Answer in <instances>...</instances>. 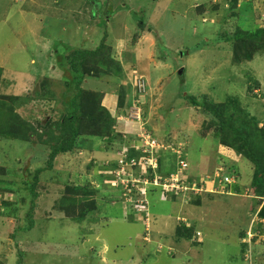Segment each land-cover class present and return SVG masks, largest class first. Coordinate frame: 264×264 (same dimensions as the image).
I'll return each mask as SVG.
<instances>
[{
	"label": "rangeland",
	"instance_id": "obj_1",
	"mask_svg": "<svg viewBox=\"0 0 264 264\" xmlns=\"http://www.w3.org/2000/svg\"><path fill=\"white\" fill-rule=\"evenodd\" d=\"M238 28L251 34L264 29V0H0V101L34 127L31 142L0 139V170L5 173V165L7 177L29 181L48 159V131L70 114L74 100L86 106L76 128L94 135L80 137L87 149L81 158L72 154L65 162L58 156L34 191L20 183L13 192H0V264H260L264 201L251 196L250 183L257 170L264 182V161L254 155L262 162L255 165L237 151L240 142L231 141L264 125V52L235 64V41L222 38ZM101 43L112 51L101 47L79 59L85 72L79 85L74 53ZM99 102L111 117L102 115ZM238 102L245 112L233 108L230 116ZM211 103L231 104L233 128L224 138L206 114ZM100 119L106 126L90 130L89 123ZM114 120V133L131 147L137 144V151L139 142L149 147L152 138L163 145L153 149L162 158L163 185H147L140 166L107 172L104 154L119 147L109 148L105 139ZM176 150L189 166L180 173L186 186L187 173L212 186L220 170L230 184L191 203L179 189L183 183L174 189L170 181L179 170ZM240 158L241 167H232ZM76 185L88 195L76 194ZM165 191L177 193V203ZM179 214L203 232L202 249L191 248L193 237V244L171 237ZM244 230L256 239L241 242Z\"/></svg>",
	"mask_w": 264,
	"mask_h": 264
},
{
	"label": "trees",
	"instance_id": "obj_2",
	"mask_svg": "<svg viewBox=\"0 0 264 264\" xmlns=\"http://www.w3.org/2000/svg\"><path fill=\"white\" fill-rule=\"evenodd\" d=\"M222 40H224L226 42L235 41V49H233V51H234L233 62L235 64H240L244 61L245 62L251 61V60H253V58L255 57V55L257 53L264 52V29H259L258 31H256V33L251 34L250 32L246 33L245 31H241V29L238 28L233 35L228 34L227 37L222 38ZM101 47L110 49L112 51V47L110 45H107V43L105 45H104V43H101L95 49L78 50L74 53L73 64H72L73 66L71 68H73L74 71H77L78 73H80L79 85L82 83V81L85 77V75H84L85 72H84V69L81 67L79 59L85 55L87 56V55L97 54V52L101 49ZM0 71H1V69H0ZM88 77H90V76H88ZM254 85L259 86V81H257V84L254 83ZM252 87H253V85H249L250 90L252 89ZM84 92L85 91H84L83 87H80L79 93L82 94ZM91 92H93V90H91ZM79 97L80 96L77 95L76 99H78ZM229 100H231L230 97H229ZM191 101L193 102V104H199V101H197L193 97H191ZM84 102H85V100H84ZM99 104H100V102H99ZM212 104H214V105H212ZM239 104L240 103L238 102V105H235L234 107L232 106V108H231V104H226V105L225 104H219V103L207 104L209 106L206 107L207 108L206 114H208L211 117V120L214 121L213 125H215V127L217 124V128H215L214 132L216 134H218L220 136V138H222V137L224 138V136H226L224 134L226 132V129L228 130V129L233 128V126L230 124L229 117L227 118V112L229 111V108H231L230 109L231 110L230 116L235 114V111H233V108L237 109L238 111L242 110L243 112H245V110ZM73 105H75V107H74V109H72L70 114L64 115L63 119L61 117L58 121L55 122V126H54L55 129L52 128V131H48V133L50 135V138L48 139V141H50V145H49L50 149H49V153H48V157H47L48 159L43 160L44 162L42 163V165L39 167H36L34 169V171L31 172L32 178L29 181H17L14 179V177H16V176H14L13 178L7 177L8 176L6 174L7 167L5 165H3V167L5 169V173H3L0 170V192H6V191L13 192L14 190H12V187L14 185H19L20 183L26 185L25 187L30 189V191H34L35 187H37L38 182L41 180L42 175L44 173H46L48 171V169L50 170V168H53V162L58 156H61L63 161H65V162L70 161L72 154L78 158H81V157H79L80 152L86 151L87 149H82L85 147H80V145H79V143L81 142L80 137L81 136L92 137L94 135H89L87 133V131H85L84 134H82L80 132V130H78L76 128V122L78 120L77 114L80 113L81 108H83V107L86 108V106H83L82 102H78L75 100L73 101ZM84 105H85V103H84ZM100 107L103 110L102 115L104 114L106 116V114L108 113L109 116L111 117L109 110H106L102 106V104H100ZM14 109L15 108L12 106L9 107L6 100H5V103L0 101V139L5 138V139L31 142L32 141V135L29 136L28 132L33 133L34 127H33L32 123L25 120L20 114L14 112ZM102 120L103 119H100L97 122L95 120H93V122H90L89 123L90 130L94 131V130H97L100 128L103 129L106 125L104 124V122ZM115 125H116V121L114 120V122H111V124L107 127V138H105V139H107V144H108L109 148L114 147L117 144L119 145L118 151H116V153H115L116 155L115 154H107V153L104 154L105 159L107 158V172L109 170L114 171V170L120 169L122 167V164H121L122 159L124 161H126L127 163H131V160L133 158L138 159V157H140V155H142V152L137 151L136 149L131 147L130 144H128L129 142L126 141V137L124 135H121L117 130L114 133L113 130H115ZM112 126H114V127H112ZM110 128H112L111 132L108 131V130H110ZM57 131L60 132V135L55 136V137H51ZM233 136H235V135H233ZM98 137L103 139V137H106V136L104 134V136H98ZM235 137L237 139L235 141H231L232 146H237L234 143L237 144V140H238V142H240V146L237 147L238 148L237 151H240L241 155H243L244 158L250 159L255 165L257 164V166H258V164H259V167H260L262 165V162H258L257 160H255L254 155L256 157L259 156L261 158L260 161H264V125L260 126V124H258L254 128L250 129L249 134L240 135L239 137L235 136ZM33 141H34V137H33ZM105 141H104V143H105ZM91 145H92V143H90L88 145V147H90ZM128 146H129V149L126 151V155H123V154L120 155L121 150L124 151V148H127ZM248 151H250L252 153V156H253L252 158H248L246 156V155H248L247 154ZM84 153H85V155L89 154V152H84ZM154 153H155L154 158H156V160H157V167H155V168L151 167V168L143 169L144 172L147 174V176L150 178H154L156 175H158V172L163 171L162 170L163 163H162V158L159 157L160 156L159 150H156ZM45 164H47V165H45ZM175 166H176V160H174V162H173V166H172L173 170H176ZM129 167L130 166H128L127 168H129ZM130 168H132V167H130ZM235 169H237L236 173H238L239 168L236 167ZM257 171L254 173L253 179L251 181V189H250L251 195L264 197V182H263V180H261L259 178L260 176L257 173ZM17 176L19 177V175H17ZM188 177L190 178L188 185L191 187V185L193 183H195L197 185V188H198L197 192L195 190H191L190 188L188 190L187 195H188L191 203L200 204L201 203L200 198H201L202 194H204V193H208L210 198H211V196H213V195H211L212 193L208 192L209 190H207L211 187L210 183H208L210 181L206 180V182H207V183L205 182L206 185L204 184L205 186L204 185L202 186V184H200V182H199L200 181L199 177L197 179H194V177L189 175V174H188ZM33 178H34V181L31 183ZM107 178H110V176L107 175ZM212 178H215V176L211 177L210 179H212ZM222 178H223V176L216 178L213 186L217 187L218 186L217 184L220 183ZM153 189L154 188L149 190L148 195L151 196V195L156 193V191ZM75 190H76L75 191L76 194H79L82 191L83 197H86L88 195V194H86L87 189L78 187L77 185L75 187ZM35 192H36V190H35ZM36 193H35V196H38V192H36ZM166 196H167V200L172 201V202H176L175 199L177 198V194L175 195L173 192H171V193L167 192ZM164 201H166V200H164ZM6 202L7 201H5V205L7 204ZM148 204H149V202H148ZM94 205H95V203H94ZM259 215H260V217L264 218V206L261 209ZM178 224H179V226L177 227V234H176L177 240L180 241L183 239H191L194 236L198 237L199 234L196 233L198 230L196 229L194 224L189 225V223H187V221H184V219H180ZM245 237H246V235L243 237L244 240H246ZM245 242H247V241H245Z\"/></svg>",
	"mask_w": 264,
	"mask_h": 264
},
{
	"label": "built area",
	"instance_id": "obj_3",
	"mask_svg": "<svg viewBox=\"0 0 264 264\" xmlns=\"http://www.w3.org/2000/svg\"><path fill=\"white\" fill-rule=\"evenodd\" d=\"M144 86H145V84L142 85V87H141V90L142 91H144ZM142 135L143 134H140V139L142 137V140H143V137H145V136H142ZM152 140H154V141H152V143H151V145L149 147H148L147 143H144V141H143V144H141L139 142V144H140V148H139L140 150L139 151H142V155H140V157H138V159L137 158H133L131 160V163H127L126 161H124L122 159L121 160L122 167L120 168V170L121 169L122 170H125L128 166H130V167L140 166L141 169H146V168H151V167L154 168V167H156V160H155V158L153 156V151H154L153 149H155V148H157V149L158 148H162L163 145L160 142L158 143L157 140L154 139V138H152ZM136 145L137 144H134L133 145V148H138V146H136ZM126 151L127 150H124L123 151L124 152L123 155H126V153H125ZM174 153L178 157V159L177 158L176 159H177V165H178L179 170H177V172L174 174L173 178L170 180L173 183L172 188L178 189L179 188L178 182H180L181 184L183 183L182 185L185 188V190H189L190 186L188 184L186 186L185 185V182H184V179L186 178V176L185 177L180 176V173H182L184 170H186L189 167L188 166V163L185 161V159H186L184 157L185 154L181 155V151L180 150H176V152H174ZM142 176H144L143 181L147 185H153V183L156 184V185L158 183L159 184L161 183L163 185V183L160 180L161 178L158 175H156L154 178H150V177L147 176L146 173L143 172ZM181 177H183L184 179L181 178ZM218 177H220L219 174H218L217 178ZM225 178H224V182L229 183L230 180L229 179H226V181H225ZM212 183H215V180L212 181ZM220 183H222V181H220ZM164 184H168V182L167 183H164ZM164 188H165V186H164ZM166 188H168V187H166ZM184 188H179V189H182L183 190ZM166 190L168 191L169 189H166ZM192 190H195L196 192L198 191V189H195V188H193ZM167 191H165V192H167ZM263 201H264V198H263ZM249 235L251 237L252 236H256V234H254V233H249Z\"/></svg>",
	"mask_w": 264,
	"mask_h": 264
},
{
	"label": "crops",
	"instance_id": "obj_4",
	"mask_svg": "<svg viewBox=\"0 0 264 264\" xmlns=\"http://www.w3.org/2000/svg\"><path fill=\"white\" fill-rule=\"evenodd\" d=\"M110 98V100H111V97H109ZM113 104V103H112ZM113 107V106H112ZM111 111H112V109H110ZM116 126H117V124H116ZM134 134H136V133H134ZM243 162V160H241V158H240V160L239 161H237L236 163H231V166H233V167H235V166H240L241 167V163ZM164 201V200H163ZM177 203V202H176ZM185 206V205H184ZM182 214H179V216L177 217V218H179V220L180 219H184L185 221H187V223H189V225H192V224H194V223H191L190 222V220L188 219V218H186V217H184V216H181ZM178 224V223H177ZM154 226V225H153ZM249 226H250V224H249ZM198 232H200L201 233V236L198 238V237H193L192 239H196V242L197 243H194L193 241H191L192 239H190L189 241L190 242H187V243H191V242H193L194 243V245H192V249L193 248H195L196 249V247L197 248H201L202 249V243H204V240H202L203 239V237H204V234H203V232L201 231V230H199V231H197L196 233H198ZM247 232V230L245 231H241V233L239 234L241 237H240V239H241V242H242V239H243V237L245 236V233ZM176 234H177V225H176V230H175V233L173 234V235H171V237H173V239L174 240H176V242L177 243H180V244H182V243H184L183 241H185L186 242V240H177V237H176ZM256 238H254V240H255ZM253 240V241H254ZM252 241V242H253ZM151 242V241H150ZM193 243H191V244H193ZM199 244H201V246L199 245ZM198 245V246H197ZM244 246V248H246L247 246L246 245H243ZM247 250H248V248H247ZM261 252V251H260ZM261 258V262H260V264H264V256H261L260 257ZM251 264V263H250Z\"/></svg>",
	"mask_w": 264,
	"mask_h": 264
},
{
	"label": "clouds",
	"instance_id": "obj_5",
	"mask_svg": "<svg viewBox=\"0 0 264 264\" xmlns=\"http://www.w3.org/2000/svg\"><path fill=\"white\" fill-rule=\"evenodd\" d=\"M145 89V88H144ZM137 137H138V139H139V141H140V134L139 135H137ZM129 149V146L127 147V148H125L124 150H128ZM135 149V148H134ZM233 167V166H232ZM221 168H223V166H219V167H217V172L221 169ZM220 176H222V172H221V170H220V174H219ZM236 175V174H235ZM224 176H223V178L221 179V181H222V183H225V184H227L226 182H224ZM213 184L214 183H212V186L209 188L210 190L208 191V192H211V193H216V192H220V193H222V192H224V186H223V184H222V186L220 187V186H217V187H215L216 188V190H215V188H212L213 187ZM228 184H230V183H228ZM250 185H251V183H250ZM242 188V187H241ZM241 188H237V187H235V189H236V191H238V190H240ZM208 190V189H207ZM236 191H235V193H236ZM252 196V195H251ZM263 198L264 197H260V199L258 198V201L260 202V201H263ZM262 220V219H261ZM259 221V220H258ZM264 221V220H263ZM254 234H256V233H254ZM256 237V236H255Z\"/></svg>",
	"mask_w": 264,
	"mask_h": 264
},
{
	"label": "bare ground",
	"instance_id": "obj_6",
	"mask_svg": "<svg viewBox=\"0 0 264 264\" xmlns=\"http://www.w3.org/2000/svg\"><path fill=\"white\" fill-rule=\"evenodd\" d=\"M155 160H156V158H155ZM156 167H157V160H156ZM155 168V167H154ZM186 172H187V169H186ZM187 175H188V173H187ZM181 178H183V177H181ZM184 179V178H183ZM222 184V183H221ZM183 192H185L183 195H186L187 193H188V190H185V189H183L182 190ZM199 234V233H198ZM256 237H257V235H256ZM255 236L254 237H251L250 235H249V232H246V237H245V239H247V238H249V239H251V238H256Z\"/></svg>",
	"mask_w": 264,
	"mask_h": 264
}]
</instances>
